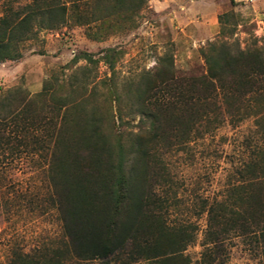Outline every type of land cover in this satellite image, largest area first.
<instances>
[{
  "label": "rangeland",
  "instance_id": "1",
  "mask_svg": "<svg viewBox=\"0 0 264 264\" xmlns=\"http://www.w3.org/2000/svg\"><path fill=\"white\" fill-rule=\"evenodd\" d=\"M51 8L53 14L47 13ZM30 12L36 14L17 45L20 58L0 63V264L25 258L150 264L135 258L130 244L105 259L81 260L73 254L61 209L64 183L51 171L54 166L63 171L65 164L64 140L58 136L74 132L84 114L116 115L113 88L124 98L121 130L135 132L139 117L131 114L134 103L124 89L161 57H171L176 75L188 77L206 72L200 49L210 41L264 51V0H124L121 5L113 0H0V17ZM108 49L114 50L113 69L102 60ZM79 51L97 62L72 63ZM45 83L75 101L66 115L73 119L69 124H62L63 108L52 111L50 97L39 95ZM10 109L15 113L9 116ZM262 114L235 125L224 116L208 132L197 135L193 128L182 147L154 150L150 182L164 200L160 213L169 225L194 228L195 239L183 251L192 264H203L206 252L215 264H264L253 235L236 230L215 246L204 241L207 207L229 200L231 188L239 184L237 170L263 156L264 106Z\"/></svg>",
  "mask_w": 264,
  "mask_h": 264
},
{
  "label": "trees",
  "instance_id": "2",
  "mask_svg": "<svg viewBox=\"0 0 264 264\" xmlns=\"http://www.w3.org/2000/svg\"><path fill=\"white\" fill-rule=\"evenodd\" d=\"M113 2L121 5L124 0ZM64 9L58 7L61 12ZM31 13L0 17V63L20 58L17 45L26 38L30 19L36 14ZM113 52L108 49L102 56L110 69ZM200 54L206 66L202 75L177 76L171 57L165 56L136 81L128 82L123 93L134 103L131 114L139 117L135 132L121 130L124 98L113 88L110 101L116 115L109 112L101 119L84 114L75 122L74 132L58 136L64 140L65 164L63 171L58 166L51 171L64 183V229L77 258L105 259L130 244L135 258L150 264H192L183 251L195 239L194 228L169 225L160 213L164 200L150 182L155 179L150 174L151 161H156L154 150L158 145L182 147L193 128L197 135L208 132L224 116L232 125L251 115L260 118L264 106V51L260 46L241 48L235 43L210 41ZM79 59L97 62L84 51L71 62ZM39 95L50 97L52 111L63 108L62 124L73 121L66 117L76 105L73 99L62 97L47 83ZM13 110L8 111L9 116ZM58 143L59 138L56 146ZM237 173L241 180L231 188L229 200L207 207L204 241L215 246L237 230L253 235L264 257V152ZM203 255V264H215L210 252ZM20 260L18 264H58L49 259Z\"/></svg>",
  "mask_w": 264,
  "mask_h": 264
}]
</instances>
